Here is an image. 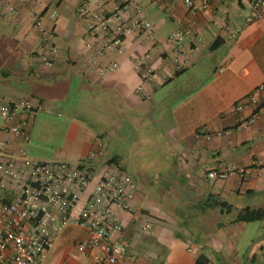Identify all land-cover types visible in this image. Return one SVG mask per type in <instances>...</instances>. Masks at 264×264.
I'll use <instances>...</instances> for the list:
<instances>
[{"label":"crops","instance_id":"0c3cea01","mask_svg":"<svg viewBox=\"0 0 264 264\" xmlns=\"http://www.w3.org/2000/svg\"><path fill=\"white\" fill-rule=\"evenodd\" d=\"M210 1L193 14L184 0H131L154 23L153 37L130 35L124 51L107 56L117 69L101 76L85 56L84 0H0V102L32 98L42 106L30 140L0 132V150L79 166L101 138L108 154L91 162L94 179L73 214L106 166L135 180L130 209H113L122 229L112 239L130 255L118 264H264V219L235 221L243 209H264V10L251 21L250 0ZM38 18L55 32L50 65L40 57ZM189 23L191 33L172 47L169 37ZM140 59L154 70L150 83ZM251 94L257 104L237 109ZM254 112L257 121L244 126ZM229 170L224 179L209 175ZM87 238L86 228L67 224L42 264H93L98 249H77Z\"/></svg>","mask_w":264,"mask_h":264},{"label":"built area","instance_id":"2783aa9c","mask_svg":"<svg viewBox=\"0 0 264 264\" xmlns=\"http://www.w3.org/2000/svg\"><path fill=\"white\" fill-rule=\"evenodd\" d=\"M223 2V0H218ZM189 10L196 14L211 6L210 0H184ZM254 10L250 20L261 18L264 0H250ZM14 13L13 7H8ZM79 13L88 19V37L85 56L91 69L101 76L117 69L116 61H106L111 51L122 52L126 40L133 33L153 37L154 23L149 19L144 7L131 0H84ZM56 18V14H52ZM35 29L40 33L43 49L40 57L50 65L58 55L55 32L47 30L40 18ZM191 33V24L175 31L168 40L172 47H179L185 35ZM140 59L137 68L143 73V82L150 83L155 74L151 67ZM144 83L138 90L142 91ZM264 90V84L258 87ZM255 94L240 100L237 109L244 105L257 104ZM42 106L32 98H10L0 102V132L12 134L28 142L30 126ZM16 117H22L18 125H10ZM258 112H254L244 126L255 123ZM108 154L106 143L98 138L95 148L87 161L73 166L64 161L40 162L30 157L21 159L0 150V264H42L55 239L63 228L74 223L88 230V238L77 244L80 254L86 255L98 249L93 255V264H118L130 258L127 246L112 239V231L122 227L113 215L114 208L130 209L134 197L135 180L120 166L112 164L100 174L92 189L90 200L75 216L74 208L94 179L91 162L103 159ZM244 176L247 169H236ZM264 174V166L261 167ZM233 171L212 172V178H227ZM141 228L151 231L150 223Z\"/></svg>","mask_w":264,"mask_h":264},{"label":"trees","instance_id":"16d2710c","mask_svg":"<svg viewBox=\"0 0 264 264\" xmlns=\"http://www.w3.org/2000/svg\"><path fill=\"white\" fill-rule=\"evenodd\" d=\"M225 204V203H223ZM264 219V209H243L235 219L236 222H256Z\"/></svg>","mask_w":264,"mask_h":264}]
</instances>
